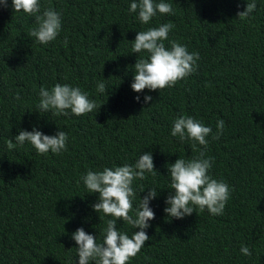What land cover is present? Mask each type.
<instances>
[{"label": "trees", "instance_id": "obj_1", "mask_svg": "<svg viewBox=\"0 0 264 264\" xmlns=\"http://www.w3.org/2000/svg\"><path fill=\"white\" fill-rule=\"evenodd\" d=\"M131 2L39 0L41 11L51 7L61 15V30L47 44L28 35L34 16L14 11L12 0L0 6V264H78L72 233L82 227L102 243L114 218L93 209L99 194L88 193L81 177L132 165L143 152H151L158 171L133 181L129 214L156 188L149 204L155 219L145 230L149 240L127 264H264V0L245 19L237 13L247 0H164L174 14L157 12L146 25L128 11ZM165 23L174 25L165 47L176 41L198 52L197 70L173 87L137 93L133 65L148 53H132L133 40ZM57 83L79 87L97 107L79 116L40 111L41 87ZM145 95L152 101L144 103ZM179 116L212 129L209 175L230 189L223 215L196 208L176 219L164 212L167 164L203 148L171 135ZM220 119L223 134L213 139ZM33 127L47 135L66 132V150L39 154L28 142L7 148L20 129ZM116 227L130 237L139 230L122 220ZM242 245L251 256L241 253Z\"/></svg>", "mask_w": 264, "mask_h": 264}, {"label": "clouds", "instance_id": "obj_2", "mask_svg": "<svg viewBox=\"0 0 264 264\" xmlns=\"http://www.w3.org/2000/svg\"><path fill=\"white\" fill-rule=\"evenodd\" d=\"M0 6L7 7L8 0H0ZM256 0H247L246 8L237 13V17L245 19L256 9ZM14 11H23L34 16L36 27L32 28L28 35L36 38L41 44H47L54 40L61 30V15L51 7L41 11L39 0H12ZM128 11L137 13V19L141 24H149L150 20L160 14H174L170 3L164 0H132ZM174 27L165 23L158 27H150L147 30L138 31L132 45V53L147 52L148 56H141L136 60L133 71L131 88L139 93L146 88L149 91L161 90L173 87L179 80L186 78L197 70L198 52H189L185 45L171 41V47L166 48L163 41L168 38V33ZM67 39H65V44ZM97 91H106L104 82H98ZM40 100L37 108L40 111H53L55 115H68L70 110L74 115H83L92 112L96 103L88 98L87 93L79 87L68 84H55L51 89L41 87ZM137 101L140 100L136 96ZM152 96L145 95L144 103L152 101ZM102 105V104H101ZM100 105V106H101ZM99 106V108H100ZM225 122L217 121V133L213 139H219L223 134ZM212 129L204 126L191 116H179L173 121L171 135L179 137L181 142L186 140L196 142L203 146L199 154L190 159L178 158L174 163L167 164L170 175L169 195L165 199L164 212L168 217L183 219L191 215L196 208L201 211L207 209L212 215H223L225 205L230 198L229 185L223 180H217L209 175L212 167V158L206 157L208 137ZM7 141V148L12 150L30 143L37 153L45 154L51 151L59 154L66 150L68 135L58 130L54 135L44 134L33 127L31 131L20 129L18 135ZM162 149V148H161ZM163 151V150H162ZM151 152H143L134 164H124L114 168L105 167L103 170H89L81 177L88 189V193H98L97 202L92 205L97 212H103L106 216L114 217L107 220V226L103 229V242L97 243L95 236L87 233L82 227L77 228L71 235L76 242L78 264H127L130 258L135 257L149 240L146 229L150 227L149 221L155 219V213L150 208V201L158 195L156 188H149L137 205L134 214L132 198L135 192L132 188L134 180L146 179L145 173L156 175ZM196 212V211H195ZM122 220L133 229L131 237L127 233L120 232L116 225ZM240 251L245 256H251L252 252L242 245Z\"/></svg>", "mask_w": 264, "mask_h": 264}]
</instances>
